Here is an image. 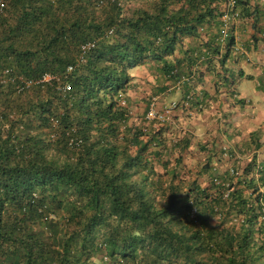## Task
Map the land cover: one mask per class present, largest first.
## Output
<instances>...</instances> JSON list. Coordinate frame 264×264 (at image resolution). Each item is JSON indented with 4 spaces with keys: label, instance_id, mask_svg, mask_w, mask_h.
<instances>
[{
    "label": "trees",
    "instance_id": "16d2710c",
    "mask_svg": "<svg viewBox=\"0 0 264 264\" xmlns=\"http://www.w3.org/2000/svg\"><path fill=\"white\" fill-rule=\"evenodd\" d=\"M251 1L0 0V264H264V170L170 185L157 203L167 126L131 125L128 97L130 71L153 63L159 83L185 84L178 110L201 107L171 58L187 38L237 59Z\"/></svg>",
    "mask_w": 264,
    "mask_h": 264
},
{
    "label": "crops",
    "instance_id": "0c3cea01",
    "mask_svg": "<svg viewBox=\"0 0 264 264\" xmlns=\"http://www.w3.org/2000/svg\"><path fill=\"white\" fill-rule=\"evenodd\" d=\"M256 8L260 10L257 22L253 17ZM248 13H253L249 16L252 18L242 23L238 20L234 22L231 35L240 52L236 54L237 59H232L224 67L220 62L222 55L214 54L204 46L207 39L186 38L171 58L173 63L182 62L180 69L184 70V75L181 81L190 80L189 86H195V97L199 98L202 106L188 111H175V119L169 125L179 129L180 123L187 119L181 129L184 138L190 136V151L202 139L201 144L209 155L219 154L218 157L225 164L222 168H226L223 173L235 170L239 176L253 160L259 170H264V0H252L248 5ZM194 52L198 62L190 66L192 59L188 58V54ZM148 66L155 65L148 63L130 71L132 83L140 81L138 75ZM152 78L156 79L157 84L152 92L159 97L166 96L172 90L180 92L185 85L183 83L179 88H170L171 85L160 87L155 71L152 72ZM225 81L234 83L229 85ZM142 95H145L144 92ZM132 101L131 108L135 115L146 117L148 108L144 109L138 101ZM256 171L251 175L259 177Z\"/></svg>",
    "mask_w": 264,
    "mask_h": 264
},
{
    "label": "rangeland",
    "instance_id": "374dc122",
    "mask_svg": "<svg viewBox=\"0 0 264 264\" xmlns=\"http://www.w3.org/2000/svg\"><path fill=\"white\" fill-rule=\"evenodd\" d=\"M134 3L135 0H126L125 5L133 6ZM149 4L151 3H148V5ZM152 72H154V67H146L144 72L138 75V80L141 82L137 81L136 84H131L128 97H130L131 103H133L132 100L138 101V103H140L141 107L144 109H149L150 103L156 101L155 110L166 117L165 123L158 122L157 120H145L141 114L136 116L132 107L133 119L131 121V125L135 124L139 127L145 123L146 126H149L150 124L154 129H158L164 124L168 123L167 127L163 128L167 129V132L165 133V139H167L166 141L168 149L163 152L161 160L155 162L154 170L156 171L157 175L152 179V181L155 182L153 188L154 195H156V201L157 203L161 204L167 200V197L170 193V185L176 187V185L182 183V186L186 188L190 183H192V181L197 179L203 187H208L210 176L216 177L222 174L226 168H222V165L225 164L222 163L220 157H218L219 154L214 156L212 154L209 155L206 152V147L201 144L203 143L202 139L201 143L196 142L197 145H195L191 151L190 147L189 150H175V144L180 139L184 138V131H182L181 128H183L182 123L186 122L187 119H184L182 123L179 122L181 125L179 129L169 124H171L172 120L175 119V111H178L180 106L183 105L186 108L189 106L188 100L185 102L182 91L176 92L172 90L164 97H159L160 95L158 94L154 95L152 90L157 84L155 82L156 79L152 78ZM177 84L175 83L174 85H171L170 88L176 86ZM162 85H164V83L161 82L159 86L162 87ZM143 92L145 95H142ZM142 96H144V98ZM147 101L149 102L147 103ZM179 123L177 124L178 126ZM155 125L157 126L156 128ZM186 138L190 139V136L187 135ZM179 157L183 158V162L180 165L177 164ZM208 162H210V165H208L209 168L205 169ZM176 177H178V179H176Z\"/></svg>",
    "mask_w": 264,
    "mask_h": 264
},
{
    "label": "built area",
    "instance_id": "2783aa9c",
    "mask_svg": "<svg viewBox=\"0 0 264 264\" xmlns=\"http://www.w3.org/2000/svg\"><path fill=\"white\" fill-rule=\"evenodd\" d=\"M98 1V3L99 4H101V0H97ZM226 2H227V4H228V7L229 8H234L235 7V5H236V0H225ZM4 7H5V4L4 3H2V2H0V11H2L3 9H4ZM231 15L230 14H228V13H226V15H225V17H224V31H226L229 27H230V21H231ZM226 33V32H225ZM224 33V34H225ZM227 37V35L225 36V38ZM94 45L95 44H92V43H90V44H87V45H85V46H83V51L85 52V51H87V50H89V49H92L93 47H94ZM47 80V79H46ZM178 83V84H177ZM176 84V87H180L183 83L182 82H177ZM69 88H67V90H68ZM190 99H191V97H190ZM189 101V100H188ZM121 103H122V105H126V100L125 99H123L122 98V101H121ZM155 107H156V101H153V102H151L150 103V106H149V109H148V112H147V115H146V119L147 120H157L158 122H162V123H165L166 122V117H165V115H163V114H160V113H158L156 110H155ZM231 172V174L233 175V176H236V177H238L239 176V173L237 172V171H235V170H231L230 171ZM263 213H264V209H263ZM194 215H195V211H193V217H194ZM104 261L106 262V263H109L110 262V260H109V257L108 256H105L104 257Z\"/></svg>",
    "mask_w": 264,
    "mask_h": 264
}]
</instances>
